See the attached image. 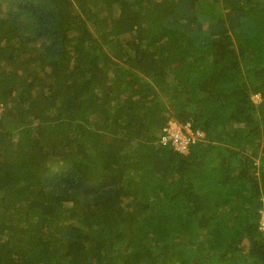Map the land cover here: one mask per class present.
Segmentation results:
<instances>
[{"label": "trees", "instance_id": "16d2710c", "mask_svg": "<svg viewBox=\"0 0 264 264\" xmlns=\"http://www.w3.org/2000/svg\"><path fill=\"white\" fill-rule=\"evenodd\" d=\"M1 107L0 264H264V0H0Z\"/></svg>", "mask_w": 264, "mask_h": 264}, {"label": "built area", "instance_id": "2783aa9c", "mask_svg": "<svg viewBox=\"0 0 264 264\" xmlns=\"http://www.w3.org/2000/svg\"><path fill=\"white\" fill-rule=\"evenodd\" d=\"M253 100L257 105H259L262 101L261 95H255ZM1 111L2 107L0 108V113ZM204 138L205 134L201 131H194L190 123L183 124L172 119L167 123L159 136V143L163 146H172L175 151L181 154H188L190 146L196 144ZM263 212L260 221V228L264 232Z\"/></svg>", "mask_w": 264, "mask_h": 264}, {"label": "clouds", "instance_id": "9594fccd", "mask_svg": "<svg viewBox=\"0 0 264 264\" xmlns=\"http://www.w3.org/2000/svg\"><path fill=\"white\" fill-rule=\"evenodd\" d=\"M255 95H258V94H255ZM255 95L252 96V100H253V97H254ZM261 98H262V97H261ZM253 101H254V100H253ZM254 103H255V102H254ZM255 104H256V103H255ZM256 105H257V104H256ZM2 110H3V108H2Z\"/></svg>", "mask_w": 264, "mask_h": 264}, {"label": "rangeland", "instance_id": "374dc122", "mask_svg": "<svg viewBox=\"0 0 264 264\" xmlns=\"http://www.w3.org/2000/svg\"><path fill=\"white\" fill-rule=\"evenodd\" d=\"M263 214H264V212H263Z\"/></svg>", "mask_w": 264, "mask_h": 264}]
</instances>
